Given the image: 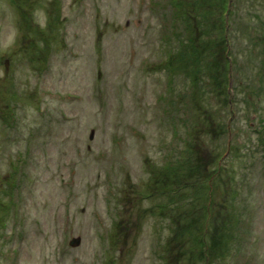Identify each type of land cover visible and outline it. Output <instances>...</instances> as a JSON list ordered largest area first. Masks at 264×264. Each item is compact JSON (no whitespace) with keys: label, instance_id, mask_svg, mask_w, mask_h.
<instances>
[{"label":"rangeland","instance_id":"374dc122","mask_svg":"<svg viewBox=\"0 0 264 264\" xmlns=\"http://www.w3.org/2000/svg\"><path fill=\"white\" fill-rule=\"evenodd\" d=\"M227 2L0 0V264H264V0L225 48Z\"/></svg>","mask_w":264,"mask_h":264},{"label":"trees","instance_id":"16d2710c","mask_svg":"<svg viewBox=\"0 0 264 264\" xmlns=\"http://www.w3.org/2000/svg\"><path fill=\"white\" fill-rule=\"evenodd\" d=\"M229 2H230V0H228V2L226 3L225 13H224V16H223V20L221 21V23H222L221 32H222V35H223L222 36V42H223V45H224L225 48H227V46H228V43H227L228 42V38H227V34H228L227 33V28H228V25H229V23H228V17H229L228 16L229 15V13H228ZM178 13H179L178 10L177 11L175 10L174 12L171 13V16L169 18L170 19V29L171 30H172V26L173 27H176L177 26V21L179 19L178 18ZM254 15H256V17L259 18V20L261 19L260 16L257 13L254 14ZM173 21H174V24H172ZM228 56H229V54L226 53L225 59L229 63H231L230 59H228ZM262 144H263L262 147L264 148V140L262 141ZM204 242L206 243V241H204ZM206 247L207 246H205V249H206ZM200 254H201V259H203L204 263L205 264H209L208 259H207V252H205L204 249H202V250H200Z\"/></svg>","mask_w":264,"mask_h":264},{"label":"water","instance_id":"95a60500","mask_svg":"<svg viewBox=\"0 0 264 264\" xmlns=\"http://www.w3.org/2000/svg\"><path fill=\"white\" fill-rule=\"evenodd\" d=\"M92 138V136H90ZM80 243V238L79 237H76V238H72L70 241H69V246L70 247H76L78 246Z\"/></svg>","mask_w":264,"mask_h":264}]
</instances>
